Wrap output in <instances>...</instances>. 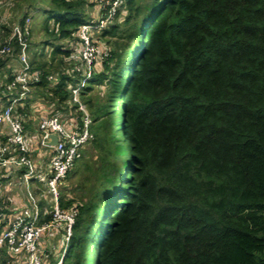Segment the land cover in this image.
<instances>
[{"label": "trees", "instance_id": "16d2710c", "mask_svg": "<svg viewBox=\"0 0 264 264\" xmlns=\"http://www.w3.org/2000/svg\"><path fill=\"white\" fill-rule=\"evenodd\" d=\"M49 1L63 13L43 21L47 40L33 43L31 30L26 39L40 75L32 97L82 129L84 113L69 104L86 70L78 32L99 1ZM113 22L100 37L108 46L91 36L96 58L79 91L97 157L86 161L84 146L77 198L62 191L77 215L61 264H264V0H125ZM14 41L0 56L2 103ZM27 107L16 109L23 125Z\"/></svg>", "mask_w": 264, "mask_h": 264}, {"label": "built area", "instance_id": "2783aa9c", "mask_svg": "<svg viewBox=\"0 0 264 264\" xmlns=\"http://www.w3.org/2000/svg\"><path fill=\"white\" fill-rule=\"evenodd\" d=\"M98 1L96 21L82 25L78 32L81 58L86 66L79 83L90 77L91 64L96 58L92 31L111 24L125 0ZM36 11L27 15L22 24L13 25L8 42L0 46V56L10 55L12 50L9 43L13 40L21 48L19 67L7 86L9 95L3 103L0 102V126L7 127L9 132L0 141V173L17 169L18 183L24 185L27 194V202L19 210L3 202L0 205V264H61L77 212L73 208L63 209L60 197L62 191L67 189L65 181L69 171L90 138L88 118L84 120L82 129L74 127L72 121L66 125L58 116L41 118L38 122L37 141L42 147L51 150V154L47 171L39 170L42 173L37 175L38 169L32 159L34 148L29 143L22 118L16 114L18 106L31 100V85L38 83L40 78L38 72L31 70L26 51L32 15ZM49 79L52 80L53 76ZM82 86L72 88V96L77 97ZM50 134L57 136L56 144L51 147L47 144ZM36 185L37 188L33 189ZM38 188L44 192V197L40 193L35 194Z\"/></svg>", "mask_w": 264, "mask_h": 264}, {"label": "rangeland", "instance_id": "374dc122", "mask_svg": "<svg viewBox=\"0 0 264 264\" xmlns=\"http://www.w3.org/2000/svg\"><path fill=\"white\" fill-rule=\"evenodd\" d=\"M10 1H12V0H2V3L3 4H1L0 5V10L1 9H7V8H9L10 10L8 11V16H7V18L4 20H1V22H5V23H7L8 24V27H11V26H13L14 24H16V21L22 16V14H23V12H24V10H26V9H30V14L32 13V12H34L35 10H37L33 15H32V20H31V25H30V30H31V36H32V40H33V43H36V44H40V43H42L43 41H46L47 40V38H45V31H44V28H43V21L47 18V17H49V15H50V17H52L51 19H50V21H49V26L50 25H52V23L54 22V18L55 17H58V16H61V14L63 13L62 12V10H58V11H54V6L50 3V1L49 0H14V4L12 3L11 4V6L9 5L11 2ZM8 6H10V7H8ZM85 10V12H84V17L86 18L87 16H89V14L91 13V12H93V8L92 7H88V8H85L84 9ZM94 20H96L95 18H94ZM114 20V19H113ZM113 20L111 21V24H109L106 28H101V27H99L97 30H93L92 31V33H91V36H92V38L93 39H95V41L97 40V41H101L102 43H103V45L102 46H108L107 45V41L108 40H110L111 42H113L114 40H113V38H110V36L108 35V36H105L104 38H100L101 37V35H102V33L105 31V30H107V29H109V27L114 23L113 22ZM120 23V22H119ZM30 36V37H31ZM31 47V46H30ZM95 47V46H94ZM31 49V48H30ZM42 49H44V50H46V51H48L47 53H46V55H49L51 52H49V51H51V46L50 45H47V46H44ZM7 62H6V70L7 71H4V72H12L13 74H15V72H16V69L18 68V56L16 55V56H8L7 57ZM15 61H16V63H17V66L15 67L13 64L15 63ZM96 69H98V70H101V65L100 64H98L97 65V68ZM125 69H127V66L125 67ZM88 70V69H87ZM59 73V72H58ZM83 73V72H82ZM55 74V73H54ZM54 74H52L53 76H56V74L54 75ZM60 74V73H59ZM91 76H92V70H91V75H90V77L89 78H91ZM81 77H83L82 76V74H81ZM89 78H86L87 79V81H88V79ZM86 83V80H84V81H82V83H79L78 84V86H82V85H84ZM94 88H93V90H92V93H97L98 94V96H101V91L104 89L103 87L104 86H93ZM81 88V87H80ZM80 88H79V91H80ZM74 96V95H73ZM72 96V102H69V104L71 105V106H73L74 104H78V109L79 110H81L83 113H84V120L86 119V118H88V112H87V110H86V108H85V106L83 105V103L81 102V100L79 99V93H78V95H77V97L76 96H74L73 97ZM74 116H76L75 114H73ZM89 119V118H88ZM64 122H65V120H64ZM114 128H115V130H116V132L114 133V136H115V139L116 140H120V134H119V130L117 129V127H115L114 126ZM37 137H38V135H36ZM121 141V140H120ZM38 143H39V141H37ZM121 145L123 146V147H126V143L123 141V142H121ZM85 146V145H84ZM93 149H95V147H94V145H93V147H92V142L90 141L86 146H85V149H84V151H83V154L84 153H86V155H85V157H86V161H88V162H91V161H95L96 160V157H97V153H96V149L95 150H93ZM127 153V152H126ZM81 156V155H80ZM81 159H80V157H79V159L76 161V163L74 164V166L72 167L73 169L72 170H70L69 171V174H68V176L67 177H70V178H68V187H67V189H71V188H73V192H71L70 190H68L67 191V195L69 196V198H72L73 196H75L76 198H77V196H76V191H74V189L76 188V187H78V185H77V182H78V179H80V172H82V171H84L83 169V167L81 168V170L80 171H78V172H76L75 174H73V176H72V171L74 170V168H75V166L77 165V163L80 161ZM76 170H78V167L75 169V171ZM123 175V174H122ZM72 176V177H71ZM123 180H122V182H124V184H125V179L124 178H122ZM127 180H129V179H127ZM70 184H71V186H70ZM19 187H20V190L21 191H19V190H17V191H19L20 193H21V195H22V193H23V197H26L27 198V194H26V190H25V187H24V185L23 184H20L19 185ZM80 187V186H79ZM62 190V189H61ZM81 191H82V188L80 189ZM40 196L41 197H44V192H40ZM108 218H112V215H109L108 216ZM101 222H100V224H99V228H102L104 225V221H102V220H100Z\"/></svg>", "mask_w": 264, "mask_h": 264}, {"label": "crops", "instance_id": "0c3cea01", "mask_svg": "<svg viewBox=\"0 0 264 264\" xmlns=\"http://www.w3.org/2000/svg\"><path fill=\"white\" fill-rule=\"evenodd\" d=\"M97 9V8H96ZM93 10L91 12L93 15L96 16L97 10ZM90 13V14H91ZM92 15V16H93ZM14 66H17V63L13 64ZM15 66V67H16ZM19 67V66H18ZM31 100L27 103L29 107L27 109L31 110V114H27V119L25 121V130L29 137V143H31L32 147L34 148V155H32L33 162L35 164V167L38 169L37 175L40 171H47L48 169V158L51 154V151L48 150L45 147H42L37 143V131H38V122L41 118L49 116V112L54 107L52 105H46V103L42 100H38L31 96ZM8 129L7 127L0 126V141L3 140V136L7 135ZM40 170V171H39ZM42 173V172H40ZM19 177H18V171L17 169H11L8 171H1L0 173V205H9L11 208H15L16 210H19L22 205H24L27 202L26 197H23V193L19 191V183H18ZM37 188V185L33 187ZM19 190V191H17ZM41 190L38 188L35 190V194H39ZM1 208V206H0Z\"/></svg>", "mask_w": 264, "mask_h": 264}, {"label": "water", "instance_id": "95a60500", "mask_svg": "<svg viewBox=\"0 0 264 264\" xmlns=\"http://www.w3.org/2000/svg\"><path fill=\"white\" fill-rule=\"evenodd\" d=\"M49 138H50V141L47 144H48V146L51 147V146H53V145L56 144V142H57V136L55 134H50L49 135Z\"/></svg>", "mask_w": 264, "mask_h": 264}]
</instances>
